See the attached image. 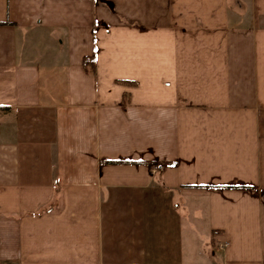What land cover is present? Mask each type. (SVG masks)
I'll list each match as a JSON object with an SVG mask.
<instances>
[{"label":"crops","instance_id":"crops-1","mask_svg":"<svg viewBox=\"0 0 264 264\" xmlns=\"http://www.w3.org/2000/svg\"><path fill=\"white\" fill-rule=\"evenodd\" d=\"M0 264H264V0H0Z\"/></svg>","mask_w":264,"mask_h":264},{"label":"built area","instance_id":"built-area-1","mask_svg":"<svg viewBox=\"0 0 264 264\" xmlns=\"http://www.w3.org/2000/svg\"><path fill=\"white\" fill-rule=\"evenodd\" d=\"M160 169H162L161 166H155V167L152 169V173H154L155 170H160Z\"/></svg>","mask_w":264,"mask_h":264},{"label":"trees","instance_id":"trees-1","mask_svg":"<svg viewBox=\"0 0 264 264\" xmlns=\"http://www.w3.org/2000/svg\"><path fill=\"white\" fill-rule=\"evenodd\" d=\"M86 64H87V61L84 62V65H85V66H86ZM90 69H92L91 65H90Z\"/></svg>","mask_w":264,"mask_h":264}]
</instances>
